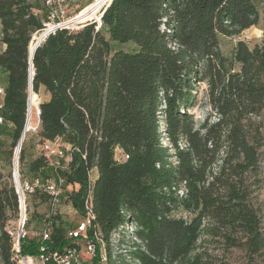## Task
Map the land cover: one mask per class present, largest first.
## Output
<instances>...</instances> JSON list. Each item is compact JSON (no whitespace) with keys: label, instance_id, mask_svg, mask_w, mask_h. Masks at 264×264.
Listing matches in <instances>:
<instances>
[{"label":"trees","instance_id":"obj_1","mask_svg":"<svg viewBox=\"0 0 264 264\" xmlns=\"http://www.w3.org/2000/svg\"><path fill=\"white\" fill-rule=\"evenodd\" d=\"M49 1L0 0V69L8 74L0 116L12 146L28 120L30 50L57 5ZM110 2L101 25L91 18L59 28L35 49L32 90L48 94L39 104V135L42 143H68L70 160L52 165L41 153L30 172L72 184L66 201L81 220L91 199L95 217L87 231L102 238L94 264L104 252L106 264H217L204 246L207 235L243 246L249 264H264V135L254 119L264 111V41L250 48L239 40L230 56L219 41L259 22L255 0ZM130 41L134 50L113 49V42ZM202 83L211 111L197 124L190 109ZM117 149L128 157L118 159ZM25 153L22 145L21 160ZM4 177L0 167V262L17 264L7 224L18 198ZM49 220L50 237L26 235L22 254L78 244L60 215Z\"/></svg>","mask_w":264,"mask_h":264},{"label":"rangeland","instance_id":"obj_2","mask_svg":"<svg viewBox=\"0 0 264 264\" xmlns=\"http://www.w3.org/2000/svg\"><path fill=\"white\" fill-rule=\"evenodd\" d=\"M107 1L108 0H62L61 6L65 8L69 13L67 14L66 18L73 17L70 21V23H76L75 25H78L79 23L86 22L87 20L91 18H99L102 10H104L107 7ZM101 3V4H100ZM255 3L260 11V20L256 25L251 26L248 29L243 30L239 35H219V41H220V47L225 55L230 56L233 49L237 45L239 40H244L250 48L255 47L256 45L263 44L264 41V4L261 2V0H255ZM41 7H43V2L38 3ZM57 5L58 2H57ZM98 6V8L95 11H92L91 14L87 16V18L83 20H77L75 17L79 15L84 9ZM38 12H42L43 9H38ZM44 34V33H43ZM43 34L40 36H37V42H40V40L43 37ZM107 36L109 34L105 32ZM113 49H125V50H134L136 48V45L133 42H126V43H118L113 42ZM2 75L0 74V80ZM207 84L202 83L199 87V93L197 98V104L194 108L190 109V111L194 114V119L197 124L201 123L209 111H211V106L207 102ZM40 103L42 100L45 99V93L42 92L39 95ZM38 98V99H39ZM34 100V101H33ZM36 102V103H35ZM37 105V99L32 96L30 98V104ZM216 118L215 113L212 114V120ZM260 124H261V130L264 135V111L261 113V115L254 117ZM28 121V120H27ZM40 122L36 123L26 132L25 139L22 142V145L26 148L25 157L23 160H21V150H20V169L22 174V179H32L34 176L29 170V164L30 162L36 157L39 156L41 153H43V143L42 138L39 135L40 130ZM11 126V125H10ZM27 126V123H26ZM9 128V130H8ZM6 128L5 122L0 124V167L1 171L5 175V179L11 180V168H12V158L16 149V146H12V139L10 136V127ZM26 130V127H25ZM57 143H63L66 146V149L69 150L70 145H66L62 139H57ZM167 142V141H166ZM22 149V147H21ZM260 151L262 152V186L260 190L258 191V201L260 203V206L262 208V212L264 214V145L260 148ZM119 153V150H116V153ZM96 168L91 170L90 177L92 180L96 179ZM28 204H29V223L27 224V232L28 236L35 237L38 236L39 232L42 228L45 226V218L52 215V207L50 205V202L45 194H37V195H28ZM11 218L8 221L7 229L15 227V221H16V213L13 211H10ZM61 216L63 221L66 222L67 226L70 229H73L77 226V224L81 221V218L75 208L72 206L71 203H68L67 201H63L60 206L57 208V213ZM262 228L264 231V217L262 220ZM133 228H129L128 233L125 237L127 241H130L133 239V236L131 234ZM121 232V231H120ZM121 234H117L115 236V242L117 243V240L119 236H122ZM204 246L209 250V252L216 257L217 264H249L248 257L246 255V250L243 246H236V245H228L225 240L220 237H214L211 235H207L205 237ZM130 243L127 242L126 245ZM125 247V245H124ZM105 250V248H103ZM103 250V252H104ZM116 250V248H115ZM106 255V252H104ZM127 254V253H124ZM117 255V252H114L113 258ZM125 257H129L126 255ZM82 258L85 264H94L92 256L88 255L84 250L82 251ZM256 263L260 264L261 260L259 258H256ZM1 264V262H0ZM17 264H20L19 261H17ZM29 264H32L29 262ZM105 264V263H104ZM116 264H121L119 261H117Z\"/></svg>","mask_w":264,"mask_h":264},{"label":"built area","instance_id":"obj_3","mask_svg":"<svg viewBox=\"0 0 264 264\" xmlns=\"http://www.w3.org/2000/svg\"><path fill=\"white\" fill-rule=\"evenodd\" d=\"M49 2H58L59 5H56L50 10L47 21L44 23L43 28L37 30L34 33H44L40 43L45 40V38L50 33L55 32L59 28H79L83 25V23H85L82 22L78 25H75L76 23H70L74 16L66 18L69 12L61 6L62 0H50ZM50 24H52V28L48 30ZM0 95H5L4 87H0ZM3 121V117L0 116V124H2ZM56 140L46 141L43 143L42 151L52 165L62 166L64 165L63 163L70 160V155L67 153L66 146L63 143H57ZM17 149L18 147L16 146L12 158L11 180L17 193L18 205L15 227L8 229L10 235L13 238V251L17 260L20 262V264H27L28 260L30 259L32 260L33 264H85L82 258V251L84 250L92 257L95 256V240H102L100 231L95 230L93 236L87 231L91 220L95 217L92 210L91 199L87 203V213L85 219L81 220L75 228L69 231V235L77 239L78 244L76 246L69 248L65 252H60L58 250H46L45 247H42V252L37 256L22 254L21 242L22 239L28 235L26 229L29 222L28 195L32 194L33 192L45 194L52 207L51 213L56 214L58 206H60L64 200L66 201L67 193L73 188V185L67 184L66 179L62 175H57L55 177L36 176L30 180L22 179L19 157L21 149L19 151H17ZM117 150H119V153H116L118 159L128 157V155L123 154L120 149ZM51 224L52 220H49L45 224L44 228H42L39 234H37L39 238L48 239L50 237L52 228ZM104 263L106 264V256L103 253L101 264Z\"/></svg>","mask_w":264,"mask_h":264},{"label":"bare ground","instance_id":"obj_4","mask_svg":"<svg viewBox=\"0 0 264 264\" xmlns=\"http://www.w3.org/2000/svg\"><path fill=\"white\" fill-rule=\"evenodd\" d=\"M100 4H101V3H100ZM97 8H98V6H93V7L86 8V9H84L79 15H77V16L75 17V19H77V20H83V19L87 18V16H88L89 14H91L92 11H95ZM101 14H102V12H101ZM101 14H100V16H101ZM100 16H99V18H100ZM51 28H52V24L49 25L48 30L51 29ZM42 34H43V33H42ZM42 34H39V35L41 36ZM36 36H37V34L34 35V38H35ZM43 36H44V34H43ZM39 38H40V37H39ZM39 38H38V39H39ZM42 38H43V37H42ZM38 39H37V40H38ZM37 40H36V42L33 43L32 46H31V50H30L31 54L35 51L36 47H37V46L39 45V43H40V42H37ZM32 96H34V97L37 99V105H35L36 102L34 103V105H33V104H30V105H29V110H28V122H29V124H30V123H33V124L37 123V122L39 121V117H40V113H39L40 99H38L39 96L36 95V94H34V93H33V90L29 89V99H30ZM33 101H34V100H33ZM25 132H26V130H25ZM21 147H22V143H21L20 147H18L17 151H19V150L21 149ZM29 262H31V263L33 264V262H32L31 259L28 260L27 264H29Z\"/></svg>","mask_w":264,"mask_h":264},{"label":"crops","instance_id":"obj_5","mask_svg":"<svg viewBox=\"0 0 264 264\" xmlns=\"http://www.w3.org/2000/svg\"><path fill=\"white\" fill-rule=\"evenodd\" d=\"M1 32H2V24H1V21H0V37H1ZM5 48H6V45L4 44V43H2L1 41H0V51H3V50H5ZM0 74L2 75V77H1V80H0V87H6L7 86V84H8V74H7V72H5V71H3V70H1L0 69ZM46 98H48V94H45V99ZM40 99V98H39ZM3 100H4V96H1L0 95V105L3 103ZM29 110V109H28ZM38 122H40V117H39V121ZM37 122V123H38ZM37 123H36V125H37ZM33 123H30L29 124V122L27 121V126H26V132L29 130V129H31V127H33ZM39 125H40V123H39ZM26 132H25V135H26ZM25 135H24V138H23V141H24V139H25ZM59 139V138H58ZM61 139V138H60ZM22 141V142H23ZM66 145H69L68 143H66V142H64ZM97 170V169H96ZM97 176H98V171L96 172V178H97Z\"/></svg>","mask_w":264,"mask_h":264},{"label":"water","instance_id":"obj_6","mask_svg":"<svg viewBox=\"0 0 264 264\" xmlns=\"http://www.w3.org/2000/svg\"><path fill=\"white\" fill-rule=\"evenodd\" d=\"M112 1H113V0H111V2H110L108 5H110V4L112 3ZM107 7H108V6H107ZM107 7H106V8H107ZM106 8H105V9H106ZM102 16H103V13L101 14L100 18H96V20L99 22L100 25L102 24V21H101ZM39 44H40V43H39ZM34 53H35V51L30 55V61H31V68H30V89H31V90H32V79H33V75H34V68H33V56H34ZM39 113H41V108H40V106H39ZM24 135H25V128H24V131H23V133H22V135H21V138H20V140H19V142H18V144H17V147H20V145H21V143H22V141H23Z\"/></svg>","mask_w":264,"mask_h":264}]
</instances>
